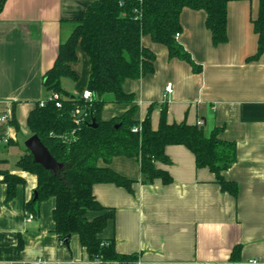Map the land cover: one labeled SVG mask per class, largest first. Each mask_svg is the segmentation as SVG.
<instances>
[{"label":"crops","instance_id":"1","mask_svg":"<svg viewBox=\"0 0 264 264\" xmlns=\"http://www.w3.org/2000/svg\"><path fill=\"white\" fill-rule=\"evenodd\" d=\"M95 0H6L0 13V167L24 178L7 201V184L0 174V264H101L92 260L78 234L61 244L55 232V197L39 203L38 213L27 209L38 185L37 176L16 166L25 153L17 144L33 135L28 116L45 99L44 74L55 63L61 42L72 33ZM259 0L228 2V40L214 45L204 10L184 8L178 41L202 66L196 72L168 47L150 35L144 46L156 59L154 72L124 83L135 94L136 118L146 117L158 129L162 103L168 121L203 123L207 131L223 127L222 139L234 141L236 161L223 175L238 183V193L222 190L209 167H199L195 154L183 144H169L170 163L157 162L173 181L142 182L135 157L115 156L109 164L132 179V190L115 183H96L93 192L104 206L115 209L102 236L114 239L121 254L136 256L130 264H264V54L258 50L253 20ZM89 58L78 49L73 64L87 89ZM83 78V79H84ZM173 83V92L166 86ZM132 103L109 102L104 120L126 112ZM28 149V148H27ZM103 164V162H101ZM28 212L34 218L28 220ZM240 247L236 258L232 253Z\"/></svg>","mask_w":264,"mask_h":264},{"label":"trees","instance_id":"2","mask_svg":"<svg viewBox=\"0 0 264 264\" xmlns=\"http://www.w3.org/2000/svg\"><path fill=\"white\" fill-rule=\"evenodd\" d=\"M229 1L95 0L88 6L84 17L77 21L70 36L61 42L54 65L44 74L43 85L49 94H59L62 106L56 104V99L48 97L43 104L38 101L28 116V125L32 134H38L52 155L66 166L54 173L35 162L27 148L16 166L35 174L38 179L37 197L34 195L26 204L29 211L38 213L40 202L55 197V232L63 244H69L70 235L78 234L90 259L101 264L114 261L130 264L136 257L119 253L115 240L102 236L115 218V209L97 200L94 184L110 182L132 190L134 182L109 166L115 156L135 157L140 162L142 182L162 179L164 184H169L173 181L171 174L159 168L157 162H171L165 150L167 145L183 144L195 154L199 167H209L216 174L222 190L237 195L238 183L223 175V171L237 159L236 143L220 137L223 127L207 131L201 124L170 123L165 101L159 127L154 130L151 112L155 104L150 105L146 117L140 121L136 118L135 94L124 89L126 80H138L154 72L156 55L143 45L144 35L165 44L171 58L186 60L196 72L202 70L176 36L183 29L181 13L186 7L204 10L213 43L219 45L228 40ZM5 3L6 0H0V13ZM253 24L258 34V50L248 60H256L264 54V0H259L258 15ZM78 49L89 58L87 89L93 92L92 100L72 94L62 84L66 77L74 81L79 79L73 67L78 61ZM109 102L132 105L122 115L104 120L101 112ZM78 104L91 112L81 125H77L73 118ZM92 119H96V127L91 126ZM139 125L141 131H133ZM64 135L68 139H64ZM0 174L7 184L6 200L9 201L24 178L2 167ZM239 250V246L234 248L232 259Z\"/></svg>","mask_w":264,"mask_h":264},{"label":"water","instance_id":"3","mask_svg":"<svg viewBox=\"0 0 264 264\" xmlns=\"http://www.w3.org/2000/svg\"><path fill=\"white\" fill-rule=\"evenodd\" d=\"M91 126L96 127L97 121L96 119H92ZM118 127V124L115 125ZM26 147L32 152L34 156V161L43 165L46 169L58 173L66 166L65 163L58 161L50 152L49 148L42 141L38 134L31 135L25 141ZM35 197H37V191H35ZM71 236V235H70Z\"/></svg>","mask_w":264,"mask_h":264},{"label":"built area","instance_id":"4","mask_svg":"<svg viewBox=\"0 0 264 264\" xmlns=\"http://www.w3.org/2000/svg\"><path fill=\"white\" fill-rule=\"evenodd\" d=\"M179 35H180V33H177L176 36L179 37ZM166 91L168 93L173 92V83L172 82H169L167 84ZM81 96H82V98H84L86 100H92L93 99V92L91 90H89V89H85L81 93ZM47 97L50 98V99H56L57 100L56 104L58 106H60V107L62 106V102L59 100V94L57 92H52ZM43 102H44V99L41 100V104H43ZM90 115H91L90 110L87 107H85V106H83L81 104H78L76 106V108L74 109V111H73V118H74V121H75V123L77 125H81L83 122H85L90 117ZM9 118H10L9 115H3V116L0 117V121H5L6 122ZM202 123H203L202 121L199 122V124H202ZM141 129H142V127H141V125H139V126H135L133 128V131L139 132V131H141ZM74 132L75 131H73V133ZM62 137L64 139H68L67 135L66 136L64 135ZM28 215H29V217H28L29 221L34 218L33 213L28 212ZM60 242H61V244H63V241H60ZM23 264H28V263L24 262ZM112 264H120V263L117 262V261H114Z\"/></svg>","mask_w":264,"mask_h":264},{"label":"rangeland","instance_id":"5","mask_svg":"<svg viewBox=\"0 0 264 264\" xmlns=\"http://www.w3.org/2000/svg\"><path fill=\"white\" fill-rule=\"evenodd\" d=\"M83 78L84 77L81 76L77 81H74V80L66 77L62 80V84L66 90H68L72 94L76 95L80 90L85 88V85L83 83L85 78L84 79ZM24 146H25V143L20 141V143L17 144L16 147L13 146V148H15V149H12V150H16V151L21 150L22 151V149L25 148Z\"/></svg>","mask_w":264,"mask_h":264}]
</instances>
